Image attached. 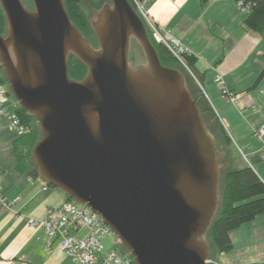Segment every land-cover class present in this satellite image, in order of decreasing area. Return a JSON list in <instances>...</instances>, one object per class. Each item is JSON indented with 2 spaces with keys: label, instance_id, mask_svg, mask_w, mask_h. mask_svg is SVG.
<instances>
[{
  "label": "water",
  "instance_id": "1",
  "mask_svg": "<svg viewBox=\"0 0 264 264\" xmlns=\"http://www.w3.org/2000/svg\"><path fill=\"white\" fill-rule=\"evenodd\" d=\"M0 0V66L18 105L37 121L38 174L98 215L135 264H212L205 234L221 164L183 73L163 66L128 0L90 22L91 46L63 0ZM137 41L145 63L128 60ZM72 54L85 77L68 76Z\"/></svg>",
  "mask_w": 264,
  "mask_h": 264
},
{
  "label": "crops",
  "instance_id": "2",
  "mask_svg": "<svg viewBox=\"0 0 264 264\" xmlns=\"http://www.w3.org/2000/svg\"><path fill=\"white\" fill-rule=\"evenodd\" d=\"M144 6L156 25L197 58L200 73L211 72L199 87L244 163L264 182V150L255 135L264 125V78L252 88L264 69V38L243 28L245 14L234 0H148ZM215 74L222 75L236 95L233 103L221 95L213 82ZM16 137L8 117L0 118V195L9 203L0 204V264H73L56 239L48 240L43 229L29 224V219L45 217L66 198L41 176L15 169L12 144ZM70 232L78 238L86 235L85 229ZM230 240L232 249L220 255L222 264H264V213L231 231ZM111 241L110 246L103 244L106 249L113 247Z\"/></svg>",
  "mask_w": 264,
  "mask_h": 264
},
{
  "label": "trees",
  "instance_id": "3",
  "mask_svg": "<svg viewBox=\"0 0 264 264\" xmlns=\"http://www.w3.org/2000/svg\"><path fill=\"white\" fill-rule=\"evenodd\" d=\"M128 1L132 5V2L130 0ZM141 1L145 2L148 0ZM207 1L208 0H200L202 3ZM241 1L244 6L247 7V12L242 24L243 28L245 30L257 32L264 38V0ZM63 2L72 24L91 46L97 47V37L91 26V19L84 11L82 2L80 0H63ZM106 3H110V1H102L96 10H99ZM26 7L28 9H33L31 0H26ZM5 28V16L0 6V35H4ZM146 32L157 52L161 64L163 66L177 68L185 76L188 89L192 98L197 102L201 117L215 137L217 155L222 168L218 181L217 206L211 224L205 234V241L208 246L209 241L213 244V248L217 254L228 253L232 249L230 232L245 223L251 222L256 216L264 213V182L251 166L244 163L242 159L238 157V159H236V157H234L236 154L230 137L216 118L200 87L195 83L187 70L179 66L178 59L174 57L165 46L157 43L153 39L147 26ZM181 59L198 83L201 84L202 78L207 74V70L203 71V73L197 70V58L191 53H184ZM67 72L71 79L80 81L85 77L87 67L74 55L69 54L67 58ZM263 78L264 69L254 81L252 88L256 87ZM0 83L7 85L1 66ZM7 95L15 102L9 88ZM13 111L20 117L21 122L27 128L26 132L21 136H17L12 144V155L16 162L15 169H18L20 172H26V174L30 176H40L32 157V149L41 137L39 125L35 118L19 105L15 106ZM46 183L48 186L55 188L47 181ZM65 198L67 201L74 202L66 195ZM120 246V251L127 253L123 249L121 243ZM211 251L212 248L209 246V255H211ZM133 264H135L134 261Z\"/></svg>",
  "mask_w": 264,
  "mask_h": 264
},
{
  "label": "built area",
  "instance_id": "4",
  "mask_svg": "<svg viewBox=\"0 0 264 264\" xmlns=\"http://www.w3.org/2000/svg\"><path fill=\"white\" fill-rule=\"evenodd\" d=\"M130 1L157 43L165 46L180 61L184 53H190L179 39L154 23L148 15L143 1ZM234 1L236 6L247 9L241 0ZM213 82L227 101L233 103L236 100V95L226 87L222 75L215 74ZM7 92L8 86L0 83V118L7 116L17 136H21L27 128L13 110L7 111V103H12ZM255 135L264 150V125L259 127ZM1 178L2 174L0 172V181ZM0 204L9 205L8 202H5L4 197H0ZM29 224L34 228L43 229L48 240L56 239L58 247L71 259L73 264H133V259L128 253L113 248H105L102 239L106 234L111 233L110 229L98 215L77 203L65 200L57 208L49 210L45 217L29 219ZM70 229H85L86 235L84 238H78L70 232ZM98 253H102L100 258L97 257ZM207 261L213 264L209 259Z\"/></svg>",
  "mask_w": 264,
  "mask_h": 264
},
{
  "label": "rangeland",
  "instance_id": "5",
  "mask_svg": "<svg viewBox=\"0 0 264 264\" xmlns=\"http://www.w3.org/2000/svg\"><path fill=\"white\" fill-rule=\"evenodd\" d=\"M80 1L82 2L84 11L88 14V16L90 17V19L92 21L94 19L95 12L98 11V9L96 10V8H98V6L100 5V3L102 1H104V0H80ZM22 2L26 6V0H22ZM234 3H235V1H234ZM144 7H146V6H144ZM236 7H237V9L239 10L240 13L246 14L247 9H243L241 7H238V6H236ZM128 60H131L135 65L144 64L145 61H146L145 60V55L143 53V50L141 49L140 45L137 42H135L133 39H131L130 42H129ZM178 61H179V64H180L179 66H181V68H185L187 70V72L190 74V76L192 77V79L195 81V83H197L198 86H199L198 81L192 75V73L187 68L186 64L182 61V59H181V61L180 60H178ZM206 76H211V72L208 71L207 74H206ZM10 100H11V98H10ZM11 101H12V103L8 102L7 103V106H6V109L9 110V111L10 110H13L12 109V106H17L18 105V102L16 100H15V102L13 100H11ZM232 145L234 147V152L236 154L234 157H236V159L240 158V159L243 160L244 157L242 156V153L238 149V146L235 145L233 142H232ZM0 197H2V196L0 195ZM109 241L113 242L112 243L113 244V247H112L113 249H116V250H119L120 251L121 246H120L119 240H118V238L114 234H112V233L106 234L104 236V238L102 239V243L103 244L106 243L107 246H110L109 245ZM208 243H209L210 248H212L211 255H209L208 259L211 262H213V264H222L221 263V260H220V255L221 254H217L215 252V249L213 248V244L210 241Z\"/></svg>",
  "mask_w": 264,
  "mask_h": 264
}]
</instances>
